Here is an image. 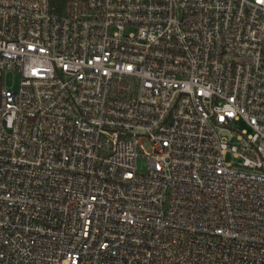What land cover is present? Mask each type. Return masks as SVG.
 <instances>
[{"label":"built area","instance_id":"1","mask_svg":"<svg viewBox=\"0 0 264 264\" xmlns=\"http://www.w3.org/2000/svg\"><path fill=\"white\" fill-rule=\"evenodd\" d=\"M0 71V264H264V0H0Z\"/></svg>","mask_w":264,"mask_h":264},{"label":"rangeland","instance_id":"2","mask_svg":"<svg viewBox=\"0 0 264 264\" xmlns=\"http://www.w3.org/2000/svg\"><path fill=\"white\" fill-rule=\"evenodd\" d=\"M20 79L21 77L18 72L9 73L5 76V74L0 71V93L5 86L17 90L20 85ZM234 126L236 127L235 129L227 130L223 134L226 136L230 144L241 145L245 139V136H243L242 133L246 131V135H249L251 133V130L245 123L241 121L235 122ZM239 135H242V138H239ZM226 160L232 163H239V160L234 157L232 153L227 154ZM147 162L148 160L146 158H140L138 160V167L141 172H145L147 170Z\"/></svg>","mask_w":264,"mask_h":264}]
</instances>
